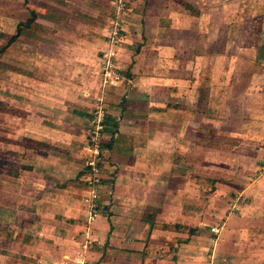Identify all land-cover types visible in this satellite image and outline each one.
Listing matches in <instances>:
<instances>
[{
  "label": "crops",
  "instance_id": "obj_1",
  "mask_svg": "<svg viewBox=\"0 0 264 264\" xmlns=\"http://www.w3.org/2000/svg\"><path fill=\"white\" fill-rule=\"evenodd\" d=\"M119 1L124 85H52L67 90L39 95L35 119L16 116L23 135L5 141L11 159L0 164V264H264V36L238 49L231 6ZM96 3L81 6L94 16ZM113 19L104 17L100 38L83 37L90 54L99 50L94 80ZM65 56L52 58L61 72L76 62ZM98 94L106 141L89 221L93 152L87 143L51 150L62 133L46 120L74 127Z\"/></svg>",
  "mask_w": 264,
  "mask_h": 264
},
{
  "label": "rangeland",
  "instance_id": "obj_2",
  "mask_svg": "<svg viewBox=\"0 0 264 264\" xmlns=\"http://www.w3.org/2000/svg\"><path fill=\"white\" fill-rule=\"evenodd\" d=\"M82 2L96 3V0H0V164L11 159L10 154L7 153L8 157L5 156V141L7 139L21 141L22 120L16 116L23 117L24 115V117L29 116V118L35 119L34 113L39 112V107L33 102L38 100L39 95L49 99L52 96H59L67 90L62 86H57L54 91L52 85H98L99 92L104 91L105 93L111 91L112 88L124 85L126 73L123 68V80L118 84H107L109 86L104 87L102 77L93 79L92 73L97 66L95 57L98 56L99 50L90 54L92 46L89 44L90 42L87 43V39L83 38L89 35L100 38V28L104 27V17L115 18L117 0H98L94 5L96 10L94 16H91V13L87 14L89 9H84L81 6ZM202 2L207 6H231V11L236 13L235 17L238 21L236 26H231L232 29H236L238 49L244 51V48L249 46L254 50L255 42L260 40L261 35L264 36V0H203ZM69 19H73L71 25ZM122 43L123 38L117 54L119 63ZM70 54L76 61L75 63L79 62L80 64L74 65L75 63H73L72 70L63 68L64 72H61L59 65L53 64L52 61ZM248 56L253 59V52L251 51ZM53 57L54 59H52ZM85 63L87 65H82ZM119 65L121 67V64ZM75 94L77 97L78 93L75 92ZM99 94L95 97L96 99H93L98 100ZM109 94L110 92L107 95ZM104 103L100 104L105 111L106 119ZM62 107L58 110L66 112L64 108L67 106ZM95 108L96 104L88 110L86 107L80 108L83 113H86L85 120L73 123L74 127H68L59 122L53 123L50 119L46 120L47 124L54 126L62 133V138H58L54 142L52 140L51 150L67 153L66 147L78 145L79 149L83 143H87L90 148L88 137L93 129L92 118ZM48 112L52 113L51 111L45 113ZM28 122H30V126L25 130L32 131V126L36 124V121L28 120ZM66 131L72 133L74 131L77 136L68 139L64 133ZM105 131L106 123L103 132ZM78 132H81V135ZM31 135L36 140H41V136L36 133ZM105 138L103 135L100 141L101 146L106 141ZM26 141V146L29 149L34 150L38 147L36 141L32 139ZM91 156L92 154L87 161ZM99 165L102 168L100 163ZM81 168H83L82 165ZM87 172L88 170L83 181L88 175ZM210 188L206 187V191H209ZM12 261L9 263H16V260Z\"/></svg>",
  "mask_w": 264,
  "mask_h": 264
},
{
  "label": "built area",
  "instance_id": "obj_3",
  "mask_svg": "<svg viewBox=\"0 0 264 264\" xmlns=\"http://www.w3.org/2000/svg\"><path fill=\"white\" fill-rule=\"evenodd\" d=\"M126 4L123 1H119L116 8V16L111 21V25L107 35V48L99 57V76L102 77L103 86H109L118 84L123 80V72L118 60V50L123 38L122 35V18ZM96 108L93 110V129L89 133L88 143L91 145L90 149L93 152V157L87 162L88 172L85 179V184L88 188V195L84 198L88 207L90 208L89 221H92L96 217V204L95 200L98 198L99 186L101 183V169L97 157L101 150V139L104 135L105 128V111L101 106V99L97 100ZM212 232L217 233L214 228Z\"/></svg>",
  "mask_w": 264,
  "mask_h": 264
}]
</instances>
